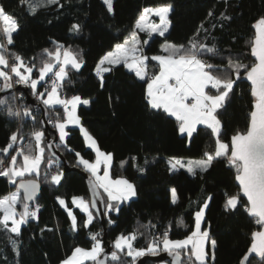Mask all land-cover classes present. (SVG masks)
I'll return each mask as SVG.
<instances>
[{
  "label": "trees",
  "instance_id": "16d2710c",
  "mask_svg": "<svg viewBox=\"0 0 264 264\" xmlns=\"http://www.w3.org/2000/svg\"><path fill=\"white\" fill-rule=\"evenodd\" d=\"M30 2L33 3L32 0ZM43 4L33 14L21 0H0L5 12L19 24L9 51L21 55L26 64L35 63L37 68L42 60L48 59L44 49L54 51L57 43L80 54L83 66L79 71L69 66L68 77L60 92L67 98L79 95L90 101L89 105L81 104L78 108L82 124L97 140L100 149L112 154V177L128 179L137 191L135 197L120 205L119 212L108 213V219L115 222H107V239L113 245L119 235L136 232L138 239L134 244L137 248L147 247L153 236H160L165 230H168L170 239H184L195 229V212L211 196L205 209L203 228L208 229L210 237L217 243L214 250L210 245L208 247L209 252L214 251L215 254V259H210L209 264H241L250 247L251 233L258 230V226L242 207L231 211L224 208L226 194H236L239 190L235 169L226 158L214 160L206 172L197 171L196 175L186 169L171 171L169 167L170 158L198 159L204 156L205 151L213 152L215 137L210 130L199 126V132L190 141L181 137L176 131L174 118L147 106L143 81L125 67L117 66L103 74L101 87L94 69L103 54L129 37L135 20L145 8L163 4L172 6L170 29L164 37L152 36L149 45L144 46L149 57L162 54L161 45L165 40L177 45H187L192 40L214 47L220 53L219 56L207 54L203 57L211 63H226L231 54L233 59L251 64L254 57L250 53V40L255 32L252 26L264 16V0H114L112 13L107 11L102 0H58L56 4ZM225 16L230 19H224ZM73 24L80 25L79 32L69 31ZM141 36L144 38L147 33H141ZM155 63L149 62L150 74L158 71ZM46 81L42 84L45 85ZM13 96L21 98V111L23 107L31 108L35 121L29 117H9L0 110V148L9 142L11 133L21 125L24 143L28 142L33 128L43 129L37 106L27 104L20 91L4 95L1 99H7L10 106L17 109V99L13 100ZM252 102L250 84L242 75L224 107L218 110V118L223 125V142L230 143L233 134L246 129ZM3 108L0 105V109ZM58 113L63 115L62 106L49 112V118H55ZM68 131L67 146L61 145L59 149L70 164L84 170L77 165L75 153L94 161L95 152L86 146L78 127H71ZM48 132L53 138L58 135L51 123ZM0 158L7 159L2 153ZM48 159L53 158L46 149L45 161ZM122 161H126L123 166ZM53 164H56L55 168L53 165L47 168L46 163L41 165L38 178L41 195L29 203L39 205L38 220L22 225L19 236L0 226V264H60L75 247H91L90 233L103 234L95 215L93 223L84 228L82 222L86 220V214L71 203L75 196L89 201L83 175L79 171L64 173L62 165L56 161ZM140 168L144 171H139ZM46 171L62 172L61 183L54 185L46 180ZM15 188L16 185L0 176V198ZM172 188L177 190L175 204L171 202ZM57 197L65 199L68 207L74 209L79 225L76 231L71 230V219ZM103 197L106 200V194ZM19 208L22 209L21 204ZM179 219H183L182 225H177ZM41 229L45 231L41 232ZM14 244L19 255L13 248ZM259 259L252 258V264H259ZM129 260L122 257V264H129ZM85 264L91 262L86 261ZM147 264L158 263L149 261Z\"/></svg>",
  "mask_w": 264,
  "mask_h": 264
},
{
  "label": "snow or ice",
  "instance_id": "6c2138e0",
  "mask_svg": "<svg viewBox=\"0 0 264 264\" xmlns=\"http://www.w3.org/2000/svg\"><path fill=\"white\" fill-rule=\"evenodd\" d=\"M21 2L27 4L33 14L38 7L44 6L43 3L34 4L30 0ZM102 2L109 13L114 11V0ZM56 3L58 0H46L47 5ZM171 10L172 6L168 4L145 8L135 20L129 37L122 43H116L114 48L99 58L95 65V74L103 87V74L117 66H123L146 84L147 106L174 118L176 131L181 137L190 141L193 135L199 132L198 126L201 125L210 130V134L215 137L214 151H205L203 158L189 161L187 164L181 159L173 158L169 161L170 170L186 168L188 173L196 175L197 169L206 172L214 160L226 158L228 164L235 169V181L239 190L236 194H226L224 208L231 211L242 207L258 226V230L251 233L250 247L241 264H252V258L255 257L260 258L259 264H264V16L258 18L252 26L255 32L250 40V53L255 59L251 64L242 63L238 58L233 59L231 54L226 63H211L203 57L207 54L219 56L220 53L214 47L192 40L187 45H177L165 40L161 45L162 54L149 57L144 46L149 45L153 34L164 37L169 31ZM208 15L211 16L212 13L209 12ZM153 16L159 18L158 23L150 19ZM224 19L230 17L225 16ZM0 23L3 25L0 32V92L12 89L14 84L25 85L48 112L62 106L63 115L58 113L48 121L58 132L59 143L56 147L67 146L68 129L70 126H78L86 146L95 151L94 161L85 159L79 152L75 153L77 165L90 173L89 185L93 196L91 201L83 197L72 198L71 203L86 214L82 226L88 228L93 223L95 216L91 209L97 208L100 190L106 194V200L102 201L105 211L99 215L107 216L110 212H119L123 202L137 195L136 186L126 178L111 177L112 154L102 152L95 138L82 126L77 109L81 104L89 105L90 101L82 99L79 95L63 97L60 92L68 77L69 66L76 71L83 66L80 54L57 43L54 51L44 49L48 59L42 60L39 68L35 63L26 64L21 55L9 51V47L14 44L13 33L19 30V24L17 19L5 12L2 5ZM69 31L79 32L80 25L73 24ZM139 33H147L150 39L142 41ZM150 61L156 62L154 67L158 69L151 74L148 70ZM242 75L250 82V95L253 98L248 123L243 132L237 131L231 136L230 143H225L221 140L223 125L218 118V110L224 107L225 101ZM46 79L50 80V86L42 84ZM12 99L15 100L16 97L13 96ZM0 105L4 106L0 110L5 111L9 117H29L35 121L30 107H23L22 111L14 109L7 99H0ZM29 137L28 142L24 143L25 136L22 134L21 125L11 133L9 142L0 148V153L7 158V163L4 158H0V176L7 178L13 185H17L19 180L16 192L0 198V226L17 236L21 233L22 225L31 220H38L39 205L32 209L28 202L35 199L40 189L38 178L41 165L46 163V167L51 168L55 163L53 159L45 161L46 149L53 147L46 130L33 128ZM18 141L20 146L16 147ZM124 163L126 161H122L121 165ZM139 171L143 172L144 169L140 168ZM28 176H35L36 179H26ZM44 176L54 185H59L63 179V173L60 171H46ZM211 199L209 196L195 212V230L185 239H170L168 230H165L160 236H153L147 247L137 248L134 244L138 239L136 232L121 234L114 240L112 249L106 253L103 241L98 238L100 233H90L91 247H75L61 264H85L86 261L91 264H122V257L130 258L129 264H136L137 258L145 256L146 253L157 255L161 251L172 257L169 264H209L210 259H215V254L214 251L210 253L208 247L210 245L214 250L217 242L210 237L207 229L201 230V225ZM57 200L71 219V230L76 231L79 227L76 215L68 208L63 198L57 197ZM177 200V190L172 188L171 202L175 204ZM18 204L23 208L19 213L16 210ZM107 222L112 224L115 221L109 218ZM176 223L182 225L184 222L179 219ZM47 230L52 231L51 228ZM43 231L45 229H41V232ZM13 248L19 255L15 244Z\"/></svg>",
  "mask_w": 264,
  "mask_h": 264
},
{
  "label": "water",
  "instance_id": "95a60500",
  "mask_svg": "<svg viewBox=\"0 0 264 264\" xmlns=\"http://www.w3.org/2000/svg\"><path fill=\"white\" fill-rule=\"evenodd\" d=\"M249 84H250V82H249ZM15 91H20L24 95L25 102L27 104L36 105L37 106V108H38V110L40 112V121H41V124L43 126V129L46 130V135H47L48 139L51 141V143L53 145V147L51 149H48L50 155L52 156L54 161H56L60 165H62V170H63L64 173H69L71 171H79L83 175V177L85 179V182H86V185H87V189H88L89 201H91L93 199V196H92L91 188H90V185H89L90 173H88L85 170H82V169L78 168L75 165L70 164V162L66 159L65 155L59 149V147H56V145L58 144V140H59L58 139V135H56L53 138L50 135V133L48 132V129L50 128V123L48 122L49 121V112L44 109L43 105L40 104L39 101H37L34 96H32V94L30 93V89L27 86H25V85H16V86H13L12 89L0 92V99L4 95L11 94V93H13ZM53 153L55 154L54 156H53ZM26 179H36V178H26ZM38 182L40 184V189H39L35 199L32 200V201H29L28 203L35 202L41 195V183H40L39 180H38ZM18 183H19V181L17 182L16 188H18ZM20 191H21V194H23L22 190H20ZM100 192H101V196H100L99 199H97V208L91 209V210L94 213V215L97 217V220H98V222L101 225L102 233H103L102 234V241L104 243L105 251L107 253L110 249H112V242L107 239V219H108V217L99 215V213H103L105 211L104 203L102 202V201H104L102 190H100ZM247 252H246V254H247ZM253 257H254V254H253ZM250 258H252V257H250ZM171 260H172L171 256H169L167 253L161 251L157 255H152V254L146 253L145 256L137 258L136 264H147V262H149V261L154 262V263L166 262V263L169 264V262Z\"/></svg>",
  "mask_w": 264,
  "mask_h": 264
},
{
  "label": "rangeland",
  "instance_id": "374dc122",
  "mask_svg": "<svg viewBox=\"0 0 264 264\" xmlns=\"http://www.w3.org/2000/svg\"><path fill=\"white\" fill-rule=\"evenodd\" d=\"M33 1V3H46V0H32ZM163 5H165V4H163ZM169 5V4H168ZM159 6H162V5H158V6H154V7H149V8H155V7H159ZM170 14V13H169ZM153 22H156V23H158L159 22V18L158 17H155V16H153V17H151L150 18ZM169 20H170V18H169ZM1 26H2V28H3V25H2V23H1ZM170 29V28H169ZM166 34V33H165ZM154 35H156V34H153V36ZM139 38L142 40V39H150L149 38V36L147 35L146 37H144L143 38V36H141V33H139ZM170 159H173V158H170ZM170 159H169V161H170ZM178 159V158H177ZM184 159V158H183ZM189 160H191V159H189ZM53 167L55 168L56 167V164H53ZM22 195V194H21ZM84 198V197H83ZM85 199V198H84ZM86 200V199H85ZM88 201V200H87ZM129 201V200H128ZM37 206V204L36 205H30V208H32V209H35V207ZM16 210H17V212L19 213L20 211H22L23 210V208L22 209H20L19 208V204L16 206ZM17 218H19V217H17ZM203 230H205V229H202V231ZM208 230V229H207ZM99 239H101L102 240V234H100V236L98 237ZM158 264H168V263H166V262H162V263H158Z\"/></svg>",
  "mask_w": 264,
  "mask_h": 264
},
{
  "label": "crops",
  "instance_id": "0c3cea01",
  "mask_svg": "<svg viewBox=\"0 0 264 264\" xmlns=\"http://www.w3.org/2000/svg\"><path fill=\"white\" fill-rule=\"evenodd\" d=\"M120 43H122V42H120ZM43 83V82H42ZM62 95V94H61ZM63 96V95H62ZM80 106V105H79ZM79 106H78V108H79ZM77 114H78V109H77ZM81 124H82V121H81ZM82 126L84 127V125L82 124ZM201 126H203V125H201ZM71 127H78V126H70V128ZM199 127V126H198ZM79 128V127H78ZM85 128V127H84ZM86 129V128H85ZM88 131V130H87ZM96 140V139H95ZM96 142H97V140H96ZM97 145H98V142H97ZM98 147H99V145H98ZM100 148V147H99ZM101 150V149H100ZM94 151V150H93ZM102 152H104V153H107V152H105V151H103V150H101ZM95 152V151H94ZM203 158V157H202ZM19 159V158H18ZM178 159H181L185 164H187L189 161H195V160H199V159H201V158H198V159H191V160H189V159H183V158H178ZM113 162V161H112ZM111 167H112V165H111ZM186 169V168H185ZM197 171H199L198 169H197ZM100 174L102 175L103 174V167L101 168V172H100ZM110 175H111V168H110ZM111 177H112V175H111ZM113 178V177H112ZM118 178H123V177H118ZM113 179H117V178H113ZM17 191V188H15V189H13L10 193H12V192H16ZM9 193V194H10ZM75 197H81V196H75ZM65 200V199H64ZM66 202V201H65ZM67 204V203H66ZM69 208V207H68ZM74 208H77L75 205H74ZM72 212H73V208H69ZM79 209V208H78ZM80 210V209H79ZM74 213V212H73ZM204 222V221H203ZM203 222H202V225H201V230L202 229H204L203 228ZM195 230V229H194ZM185 239V238H184ZM61 264V263H60Z\"/></svg>",
  "mask_w": 264,
  "mask_h": 264
},
{
  "label": "built area",
  "instance_id": "2783aa9c",
  "mask_svg": "<svg viewBox=\"0 0 264 264\" xmlns=\"http://www.w3.org/2000/svg\"><path fill=\"white\" fill-rule=\"evenodd\" d=\"M206 60H208L209 62H211V60H209V59H206ZM45 85H48V86H50V80H47L46 82H45ZM14 86H16L15 84H14ZM16 92V91H15ZM64 97H65V95H63ZM16 99H17V109H20V104H21V102H22V100H21V98L19 97V96H16ZM16 147H19L20 146V142L18 141L17 142V145H15ZM5 163H7V159L5 160Z\"/></svg>",
  "mask_w": 264,
  "mask_h": 264
}]
</instances>
